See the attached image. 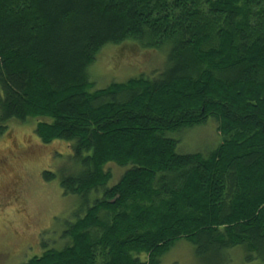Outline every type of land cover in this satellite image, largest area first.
Returning <instances> with one entry per match:
<instances>
[{
  "label": "trees",
  "instance_id": "16d2710c",
  "mask_svg": "<svg viewBox=\"0 0 264 264\" xmlns=\"http://www.w3.org/2000/svg\"><path fill=\"white\" fill-rule=\"evenodd\" d=\"M126 42L168 45L165 69L94 91L89 68ZM0 92V136L44 118L42 143L71 145V166L44 173L64 195L130 166L64 249L26 264H160L180 239L203 264L235 247L264 262V0H0ZM210 118L223 143L178 154L167 134Z\"/></svg>",
  "mask_w": 264,
  "mask_h": 264
},
{
  "label": "rangeland",
  "instance_id": "374dc122",
  "mask_svg": "<svg viewBox=\"0 0 264 264\" xmlns=\"http://www.w3.org/2000/svg\"><path fill=\"white\" fill-rule=\"evenodd\" d=\"M169 48L164 45L159 50L145 49L135 42L105 46L88 70L93 90L140 76L151 78L165 69ZM43 121L47 120L12 121L0 136V264H26L45 250L64 249L69 224L102 198L105 189L118 184L130 168L110 163L105 170L112 178L104 188L92 191L86 199L64 195L59 179L47 182L44 173H58L71 166L68 161L71 145L63 141L42 143L36 128ZM167 137L177 141V153L181 155L206 156L223 143L214 118L201 126L168 133ZM225 257V264H264L256 255L248 260L244 247L227 250ZM159 261L160 264H203L196 246L186 239L176 241Z\"/></svg>",
  "mask_w": 264,
  "mask_h": 264
}]
</instances>
